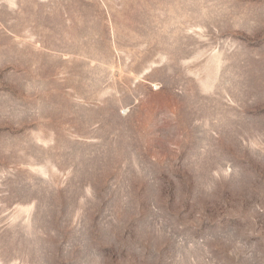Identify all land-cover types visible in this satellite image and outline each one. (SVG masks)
Instances as JSON below:
<instances>
[{"label":"rangeland","instance_id":"rangeland-1","mask_svg":"<svg viewBox=\"0 0 264 264\" xmlns=\"http://www.w3.org/2000/svg\"><path fill=\"white\" fill-rule=\"evenodd\" d=\"M0 264H264V0H0Z\"/></svg>","mask_w":264,"mask_h":264}]
</instances>
